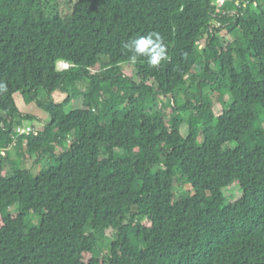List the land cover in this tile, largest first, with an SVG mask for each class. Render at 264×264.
Listing matches in <instances>:
<instances>
[{"label": "trees", "instance_id": "obj_1", "mask_svg": "<svg viewBox=\"0 0 264 264\" xmlns=\"http://www.w3.org/2000/svg\"><path fill=\"white\" fill-rule=\"evenodd\" d=\"M215 1L0 0V264H264V0Z\"/></svg>", "mask_w": 264, "mask_h": 264}, {"label": "rangeland", "instance_id": "obj_2", "mask_svg": "<svg viewBox=\"0 0 264 264\" xmlns=\"http://www.w3.org/2000/svg\"><path fill=\"white\" fill-rule=\"evenodd\" d=\"M221 36H222V39L229 40V37L226 36L225 34H222ZM57 66H58V70H63L66 68L65 64H58ZM122 70L129 75L132 73V66L131 65L122 66ZM210 96H212V101H214L215 96L214 95H210ZM13 98H14V102H15L17 108L19 109V111L22 114H27V115H30L33 117V119L31 121L22 122V127H30V128L40 129L42 127L41 123H43L44 121H48L49 116L44 111L37 108L35 106V104H33V103L26 104L23 101V98L20 94H15ZM52 98L55 102H60L63 100L64 95L60 94V93H55V94H53ZM214 104H215L214 110H215L216 114H219L220 113V106L216 103H214ZM182 131H183V135L187 134V128L185 125L182 127ZM7 149L8 150L4 151V153L9 152L11 159L18 160V157H17L16 151L14 150V147L11 146V147H8ZM1 154H3V152ZM20 162L21 163L19 164V167L23 170L28 169L32 163L30 160H21ZM46 165H47V158L43 157L40 160L39 167L38 168L36 167V169H38V171L35 172L34 175L36 173H38L39 171L43 170L46 167ZM5 167H6L5 169H8V165H6ZM176 191L178 194V193L185 191V190L182 187H176ZM223 193H224L225 198L228 199L229 201H232V200L238 198L240 195L237 192V186L236 185L230 187L229 189L224 190ZM11 210L12 209H10V211ZM29 224H31V225L37 224V221L36 220H33V221L29 220Z\"/></svg>", "mask_w": 264, "mask_h": 264}, {"label": "clouds", "instance_id": "obj_3", "mask_svg": "<svg viewBox=\"0 0 264 264\" xmlns=\"http://www.w3.org/2000/svg\"><path fill=\"white\" fill-rule=\"evenodd\" d=\"M124 47L130 53L127 59L133 66L137 64L138 60L144 59L148 66L158 68L163 61L169 58L167 44L157 31L138 35L134 39L129 40ZM6 90L7 86L0 84V91Z\"/></svg>", "mask_w": 264, "mask_h": 264}, {"label": "built area", "instance_id": "obj_4", "mask_svg": "<svg viewBox=\"0 0 264 264\" xmlns=\"http://www.w3.org/2000/svg\"><path fill=\"white\" fill-rule=\"evenodd\" d=\"M227 1H231V0H216L215 1V4L217 5V7H221V6H223ZM239 1H241V0H236V5H238L239 4ZM246 5V3H244V6ZM66 68H68V65L66 64ZM65 68V69H66ZM14 132H15V134L17 135V136H19V135H26V134H30V133H32L33 135H34V130L32 129V128H30V127H22V126H20V127H17V128H15V130H14Z\"/></svg>", "mask_w": 264, "mask_h": 264}, {"label": "bare ground", "instance_id": "obj_5", "mask_svg": "<svg viewBox=\"0 0 264 264\" xmlns=\"http://www.w3.org/2000/svg\"><path fill=\"white\" fill-rule=\"evenodd\" d=\"M59 64H64V63H59ZM66 65V64H65Z\"/></svg>", "mask_w": 264, "mask_h": 264}]
</instances>
